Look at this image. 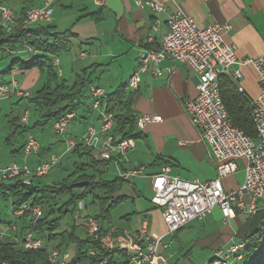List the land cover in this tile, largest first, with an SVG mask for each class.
Instances as JSON below:
<instances>
[{"label": "crops", "instance_id": "crops-1", "mask_svg": "<svg viewBox=\"0 0 264 264\" xmlns=\"http://www.w3.org/2000/svg\"><path fill=\"white\" fill-rule=\"evenodd\" d=\"M137 1L55 0L50 17L42 24L58 31H65L68 35L63 50L54 57L50 56L57 76L71 84L77 75L87 74L90 80L89 86L104 88V82H108L110 89L104 88L107 94H113L119 88L122 91L124 88V99L130 100V111L134 117L139 114H158L162 117V121L147 123L142 130L138 131L139 137L135 139V146L127 152L128 162L123 164L121 169L143 166L145 174H152L158 172L163 165H168L170 174L184 180L213 179L216 176V163L183 108L184 102L196 95L198 84L196 73L185 64L172 63L166 59L160 64L162 74L160 76H153L149 72L143 74L137 90L128 92L126 81L135 68L140 47L146 45V36L151 25L156 21L159 30L163 31L168 15L178 9L192 16L199 26L215 22L229 23L230 28L224 32L223 38L226 43L232 45L238 59L264 53V0H156L164 3V10L159 12L141 8L136 5ZM41 2L42 0H36L33 4L36 6ZM2 4L9 6L15 17L20 16L21 8L28 6L27 0H4ZM83 46L89 49L92 47V55L88 50L87 55L84 54L85 52H79L78 58L84 60L89 57L92 60L78 66L71 64L73 66L69 67L68 75L64 76L59 55L71 47L80 50ZM152 46L156 45L152 44ZM80 53L84 55L81 57ZM64 63L68 64L67 59ZM235 67L232 66V68ZM169 68L171 72L168 71ZM239 69L242 73L239 83L243 88L241 93L248 100L256 97L258 94L256 70L250 64L241 65ZM46 78L45 72L32 67L26 70L14 69L6 77V82L14 79L18 90L27 91L32 96L43 86ZM113 81L114 83H111ZM88 96L86 88L77 97L75 101L77 107L74 116L70 118L71 121L75 120L80 124L88 122V113L92 114L93 110L88 104L85 111L78 110V107L89 98ZM7 99L8 110L11 113L13 108L20 105L19 101L23 97L12 93ZM121 108V105L115 103V112H123ZM10 125L11 131L8 136L5 135L4 139V144L8 145L2 154H6L11 161H15L16 154L22 152L30 127L28 123L19 126L16 123V117L10 121ZM10 135L21 138L17 147L12 141L10 143ZM51 147L44 149L40 146L38 153L29 158L30 165L33 166L54 154L50 152ZM94 153L97 154L95 151ZM97 156L99 157V154ZM108 163L103 172V178L111 180L118 176V169L114 164L113 170L116 174L109 175ZM234 163L235 172L232 176L225 178L227 190L239 185L244 177V159H235ZM136 180H144L147 187L151 189L150 179L146 175L124 180L120 188L111 195L113 199L120 200L103 219L104 229L108 230L111 227L117 230L128 229L134 235L137 233L140 222L145 220L149 232L159 235L165 233L166 227L161 211L150 202V198L147 203H144L143 208L138 210L134 208L123 215L120 213L115 221L110 218L112 211L120 208L122 204L133 203L134 198L139 196ZM259 203L260 201L254 213H235L228 220L223 219L218 208H214L202 220L188 222L172 234L165 236L164 239L170 241V246L161 251L160 258L165 259L168 264H208L215 257V251L224 250L233 243L242 242L248 233L261 225L264 209H259ZM69 213L72 215L71 211ZM73 220V224L65 229L62 226L60 230L66 231L67 234L65 243L59 245V250L67 252L68 259L72 257L76 249L75 243L68 238V233L73 231L79 237L75 233L76 230L78 231L79 227L85 228L81 219L73 218ZM132 220L133 224L130 225ZM120 222L126 225L119 226ZM83 234L82 237L87 236L86 233ZM47 244L51 249L58 246L59 242L53 239ZM173 257L174 261H170Z\"/></svg>", "mask_w": 264, "mask_h": 264}, {"label": "built area", "instance_id": "built-area-1", "mask_svg": "<svg viewBox=\"0 0 264 264\" xmlns=\"http://www.w3.org/2000/svg\"><path fill=\"white\" fill-rule=\"evenodd\" d=\"M54 1L42 0L40 5L30 7L26 11L24 22L43 23L50 17ZM136 5L152 12L164 10V3L156 0H138ZM14 18L13 10L7 5L0 4V25L6 29L11 28L16 23ZM229 28V23L217 22L199 26L192 16L179 9L170 13L163 31L159 30L156 21L151 25L146 36V45L140 47L135 68L126 81L128 92L137 90L143 74L148 72L153 76L162 74L160 64L166 59L172 63L185 64L196 73L198 78L196 95L186 100L183 108L216 163V176L213 179L184 180L170 174L168 165H163L158 172L152 174H145L143 166L121 169V166L128 162L127 152L135 146V139L120 138L116 134L115 129L118 125L116 113L107 104V93L104 88L95 85L88 87L89 107L97 110L98 125H88L78 141L99 154L100 158L113 161L118 169L117 175L123 180L144 175L149 177L153 193L150 202L160 209L166 230L160 235L151 233L148 231L146 221L143 220L134 235L128 229L117 230L114 227L101 234L98 221L86 212L83 201H78L72 207L71 213L75 220L83 221L90 240L100 242L109 250L121 251L122 255L128 258L129 264H168L165 259L160 258L161 251L170 246V241L164 239L166 235L172 234L192 220H202L214 208L219 209L225 220L233 217L235 213H254L258 201L263 198L264 53L238 59L232 45L226 43L223 38L224 32ZM84 54L80 53V56ZM247 64L252 65L257 73L258 94L249 99L255 137L249 136L232 123L220 93L219 81L222 78L232 82L237 91L243 92L239 84L242 79L239 67ZM168 71L171 72V68ZM12 93L22 97L29 95L27 91L17 89L14 79L0 83V99ZM27 115L28 111L25 110L20 117L22 124H27ZM73 116L74 113H67L54 121L51 127L55 133L65 132ZM160 121L162 117L158 114H139L136 116L135 129L139 131L147 123ZM75 143V140H68L66 151H70ZM39 148L37 139L29 133L22 147L24 162L20 165L13 162L0 167V182L17 178L21 183L29 185L32 179L45 176L60 163L62 155L51 154L29 166L25 158L36 155ZM238 158L245 161L243 181L235 188L226 190L222 178L235 172L234 160ZM26 212L33 218V222L42 214L39 206H32L29 203L12 208L13 218L18 219ZM16 228L15 223L7 227L12 231ZM5 235L8 234L0 228V238H5ZM13 238L17 241L15 237ZM20 245L25 249H40L44 246L43 240L31 231L23 235ZM242 247L243 243L238 242L224 250H217L214 253L215 257L208 264H228L231 257L235 255L237 258L240 257L238 253ZM95 251L89 249L88 254L93 255ZM67 259V252L57 248L48 250V260L53 264H67ZM96 264H106V261L103 259Z\"/></svg>", "mask_w": 264, "mask_h": 264}, {"label": "trees", "instance_id": "trees-1", "mask_svg": "<svg viewBox=\"0 0 264 264\" xmlns=\"http://www.w3.org/2000/svg\"><path fill=\"white\" fill-rule=\"evenodd\" d=\"M3 1L0 0V4ZM34 1L36 0H27L28 6L21 8L19 18L15 19L16 26L6 29L0 25V58L6 55L10 59L4 69L0 67V83H5L6 77L14 69L26 70L37 67L41 72H45L47 78L43 86L34 95L23 98L28 104L35 106L37 112L35 126H42L48 122L52 126L61 116L75 113L77 106L75 101L83 90L86 88L88 90L90 80L87 74L82 73L69 84L57 76L51 58L63 50L68 35L65 31L55 30L42 23L24 22L26 11L35 6ZM219 83L229 119L246 134L255 137L249 100L227 79L222 78ZM123 92L124 88L122 91L119 88L117 92L107 94L106 101L114 112L115 103L121 105L123 110V112H115L118 123L116 134L120 138L136 139L139 137V132L135 129L136 116L132 115L130 100L124 99ZM16 123L21 126L20 117H16ZM75 141V146L70 151L79 158V161L69 164V168L72 165L73 168L63 180L43 183L39 177L32 179L29 185L21 183L17 178L0 182V194L12 197V208H19L22 204L29 203L32 206H39L42 210L41 217L35 222L28 212L18 218L20 225H17L14 219L0 220V223H4L7 227L12 223L17 226L16 230L12 231L13 234L0 238V264H53L48 260L47 242L58 240L59 244L55 248L60 249L59 245L65 243L67 234L64 230L60 231L63 216L72 211V207L78 201L84 202L87 196L91 197L90 205L94 208L98 207V212L90 215L98 221L101 234L106 232L102 225L103 219L120 200L113 199L111 195L125 181L119 176L111 180L104 179L103 172L109 161L98 157L78 139ZM56 205H58L56 210L59 217H53ZM45 206L51 209L44 210ZM28 231L43 240L42 248L25 249L20 245V239ZM68 238L75 243L76 249L72 257L66 261L67 264H96L103 259L106 264H129L128 258L123 256L121 251L109 250L100 242L90 240L88 236L80 238L71 231L68 233ZM242 243L243 247L238 253L240 257L237 258L236 255L231 257L228 264H264V219L258 228L244 237ZM89 249L96 251L93 255H89Z\"/></svg>", "mask_w": 264, "mask_h": 264}, {"label": "rangeland", "instance_id": "rangeland-1", "mask_svg": "<svg viewBox=\"0 0 264 264\" xmlns=\"http://www.w3.org/2000/svg\"><path fill=\"white\" fill-rule=\"evenodd\" d=\"M17 18H19V16H16L14 18V20ZM15 22H16V20H15ZM78 50H79L78 48L75 49V48L71 47L70 49H68L67 51H63L59 55V58L61 60V68L64 71V76L68 75L67 71H69L68 70L69 67L73 66L71 64L74 63V65L78 66L80 64L88 63L90 60H92V58L90 59L89 57H86L84 60L78 58L79 52H88V50L90 52V55H92V50H93L92 47L89 49L87 46H83L80 48L79 51ZM65 59H67V63H68L67 65L64 63ZM9 60H10L9 57L6 55H4L2 58H0V67L4 68L5 66H7V64L10 62ZM111 83H114V81ZM108 85H109L108 82H104L103 87L106 90H109L110 87H108ZM7 98L8 97L3 98V100H0V167H3L5 164H7V162H9L8 164H10L12 162H16L19 165L24 162L23 152L16 154V157L14 159L15 161H11L9 156H7L6 154L3 155L2 153H3V151L6 150L7 145H8V144L7 145L4 144V139H5V135L8 136L10 131H11L10 121L15 117H20L23 114V112L25 110H27L28 111L27 123L30 127V129H29L30 134H32L37 139L39 145L42 148L46 149L48 146H52L50 149V152H53L55 155H62V159L60 161L61 163L58 166L56 165L55 167H53L45 176L39 178V180H41L43 183H50L53 180L60 181V180H63L64 178H66V176H67L66 171L67 170L71 171V169L73 168V165H72V167L69 169V164H71L72 161H79V158L77 156H75L74 154H72L71 151H66L67 141L78 139L85 132L87 125H89V124H92L95 126L98 125V120L96 118L97 117V110L94 109L92 114L88 113L89 114L88 122H86L85 124L77 123V121H75V120H72V121L69 120L68 128L65 130V132L55 133V131L50 126V122H48L42 126H35L34 125V122L37 120V112L35 110V106L33 104H28L25 98L20 100L19 101L20 105L16 106V108H13L11 113H9V110H8L9 101H7L8 100ZM87 104L89 106L90 98L86 99L84 101V103L78 107V110L79 111H85V109H87ZM11 106H13V105L11 104ZM77 116H79V114H77ZM7 132H8V134H7ZM9 138L11 139L10 143L12 141L14 143L15 147H17L18 143L21 141V138H14L11 135L9 136ZM32 156L33 155H30L27 158H25L26 159L25 162L29 166H31V165L28 162V160ZM108 164H109L108 174L111 176H114V174H116V173L113 170V166H114L113 161H110ZM61 167H64V168L62 169ZM65 169H67V170H65ZM227 176L228 177L232 176V174H229ZM227 176L222 178V183H223V186L225 189H226L225 178ZM136 182H137L136 186H137L138 191H139L138 192L139 196H136L134 198L133 203L131 202V203L122 204L121 206H119L120 208L116 209L115 211H112L110 213V218L112 220H114V221L117 220L120 213L123 215L125 212H131L134 208H136L137 210L143 208L144 203H147L149 198L152 196V194H153L152 190L149 187H147V185L145 184L146 182L144 180H140V181L136 180ZM236 186L237 185H235L234 188ZM11 198H12L11 196L6 197V196H3L2 194H0V220L8 221V220L13 218L12 207H11ZM259 201H260L259 209H264V194H263V198ZM90 202H91V197L87 196V198H85V200H84L85 209H86V212L94 215L95 212H98V207L97 208L92 207L90 205ZM133 204L135 205L134 207H133ZM57 208L58 207H54L53 217H59L60 216L56 210ZM49 209H51V208L48 206L44 207V210H49ZM13 219H14L15 223L17 222L16 223L17 225H20L17 218H13ZM73 221L74 220H73L72 215L69 212H67L63 216L62 221L60 222L61 227L63 226V228L65 229L68 225L73 224ZM119 224H120L119 226H121V224H124V226L126 225L124 222H120ZM132 224H133V220L130 222V225H132ZM0 228L2 230H4L7 234H10V235L13 234L12 230L7 229V226H5L4 223H0ZM108 230H106V232ZM85 231H86V229L84 227H82V228L79 227L78 231L76 230L75 233L77 235H79V237H82L84 235L83 233H86ZM5 236H8V235H5ZM170 261H174V257H173V259H170Z\"/></svg>", "mask_w": 264, "mask_h": 264}]
</instances>
